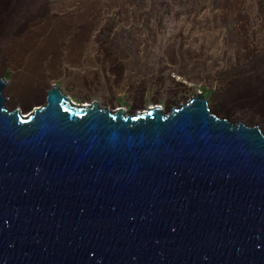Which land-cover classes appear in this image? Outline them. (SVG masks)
<instances>
[{
	"label": "water",
	"instance_id": "95a60500",
	"mask_svg": "<svg viewBox=\"0 0 264 264\" xmlns=\"http://www.w3.org/2000/svg\"><path fill=\"white\" fill-rule=\"evenodd\" d=\"M0 77V264H264V135L198 93L164 112L8 109Z\"/></svg>",
	"mask_w": 264,
	"mask_h": 264
},
{
	"label": "rangeland",
	"instance_id": "374dc122",
	"mask_svg": "<svg viewBox=\"0 0 264 264\" xmlns=\"http://www.w3.org/2000/svg\"><path fill=\"white\" fill-rule=\"evenodd\" d=\"M26 1L0 0V51L15 45L0 61L8 109L39 104L53 84L76 104L127 114L163 101L167 113L201 93L213 114L264 134L255 114L230 106L257 101L238 91L261 79L252 69L264 51V0H47L32 18ZM14 81L41 93L11 104Z\"/></svg>",
	"mask_w": 264,
	"mask_h": 264
},
{
	"label": "bare ground",
	"instance_id": "6f19581e",
	"mask_svg": "<svg viewBox=\"0 0 264 264\" xmlns=\"http://www.w3.org/2000/svg\"><path fill=\"white\" fill-rule=\"evenodd\" d=\"M47 4H48L47 0H27L26 1V7H27V11H28L27 16L29 18L30 17L32 18V16L36 15L37 13H38V15H40L39 13H43V11L45 10L44 8H46ZM48 7L50 9L51 6H48ZM52 10H51V12H52ZM62 17H63V15H62ZM47 18L48 19L52 18V16H48ZM66 18H68V17H66ZM14 31H17V29H14ZM73 31H74V29H73ZM13 48H15L14 44H9L8 47H5V45H4L2 50L0 51V61L2 60V57L5 54H7V53L11 54ZM73 53H75V52H73ZM27 58H29L26 60V64L28 66L29 65L28 62L29 63L31 62V59H30L31 57L28 56ZM259 64H262V66H260L258 68ZM26 68H28V67H26ZM252 70H255L256 75H260L261 79L260 80H258L257 78L256 79L254 78L251 80L247 79V83H245L246 85H244V89H243L245 91H238V92L241 93L242 95L246 96L247 98H250L251 95L255 96L257 99L256 103L240 101V102H237L236 104L232 103L231 105L229 103V105L231 107H233V110H235V111L244 108L245 110L250 112V114H247L249 116L248 118H251L253 116V114H255L256 117L258 118L259 124L261 125V127L264 130V51L262 52L261 57L259 58L257 64L254 66V68ZM6 86H7V84H6ZM7 91H9V93H11V95H12V99H10L11 104H14V102H13L14 96L18 97L19 95H21V96L24 95L25 99L28 98V99L32 100L33 98L36 99L39 96V94L41 93V92L38 93L37 91L32 90L30 87L21 86L19 84V82H17V81H14L12 85L8 86ZM234 93H237V90H235ZM256 99H254V100H256ZM27 102L23 101V103H21V107L22 108L28 107L29 104ZM215 104L218 106V108L222 109L221 99L216 98ZM240 116L244 117L243 115H240Z\"/></svg>",
	"mask_w": 264,
	"mask_h": 264
},
{
	"label": "flooded vegetation",
	"instance_id": "af4514ba",
	"mask_svg": "<svg viewBox=\"0 0 264 264\" xmlns=\"http://www.w3.org/2000/svg\"><path fill=\"white\" fill-rule=\"evenodd\" d=\"M63 93H64V92H63ZM64 94H65V93H64ZM92 102H96L97 104H99V105L101 106V104H100L99 102H97L96 100H94V101H92ZM92 102H90V103H92ZM42 103H43V101L40 102L39 104H42ZM182 104H183V103L179 104L178 106L176 105L175 108L180 107V105H182ZM160 106H161V107H162V106H163V107H166V103H165V101L161 102ZM101 107H102V106H101ZM118 107H121V106H118V105H117V108H118ZM121 108L126 109V107H121ZM175 108H172V109H175ZM172 109H171V110H172Z\"/></svg>",
	"mask_w": 264,
	"mask_h": 264
}]
</instances>
